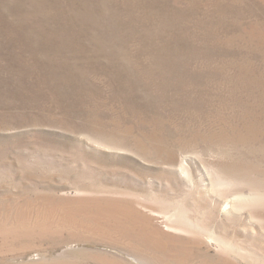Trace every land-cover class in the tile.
I'll list each match as a JSON object with an SVG mask.
<instances>
[{"label":"rangeland","instance_id":"1","mask_svg":"<svg viewBox=\"0 0 264 264\" xmlns=\"http://www.w3.org/2000/svg\"><path fill=\"white\" fill-rule=\"evenodd\" d=\"M0 264H264V0H0Z\"/></svg>","mask_w":264,"mask_h":264}]
</instances>
